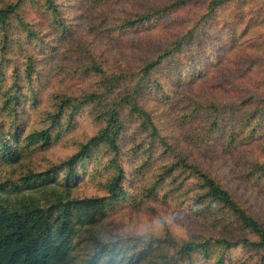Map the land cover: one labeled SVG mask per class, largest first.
<instances>
[{
  "label": "rangeland",
  "instance_id": "1",
  "mask_svg": "<svg viewBox=\"0 0 264 264\" xmlns=\"http://www.w3.org/2000/svg\"><path fill=\"white\" fill-rule=\"evenodd\" d=\"M15 2L0 31V207L73 223L63 264H264L258 235L185 170L264 226V0L0 8ZM110 113L118 152L92 142Z\"/></svg>",
  "mask_w": 264,
  "mask_h": 264
},
{
  "label": "trees",
  "instance_id": "2",
  "mask_svg": "<svg viewBox=\"0 0 264 264\" xmlns=\"http://www.w3.org/2000/svg\"><path fill=\"white\" fill-rule=\"evenodd\" d=\"M17 6H19L18 2H15L0 8V31L6 37L11 20L10 14L15 12ZM160 58L156 57L147 62L146 70L153 68ZM109 119V123L99 131L92 142H107L111 149L118 152L117 137L120 125L118 121L113 120L111 113ZM151 122L152 120L147 118L143 126L146 127ZM49 134L47 129L42 135L47 140ZM185 167L187 173L194 179L196 187L201 190L197 196L201 197L204 203L225 206L242 227L258 235V244L264 252V226L242 208L229 190L216 179L196 165L187 164ZM164 176L163 173L161 180ZM114 180H119L118 176H115ZM74 203L78 207L84 205L82 201ZM73 225L66 219L56 223L48 211L40 208L9 211L0 207V264H63L68 256ZM222 242H226L227 246L231 244L228 241L222 240ZM85 264H109V262L104 260L102 253H97L87 259Z\"/></svg>",
  "mask_w": 264,
  "mask_h": 264
}]
</instances>
